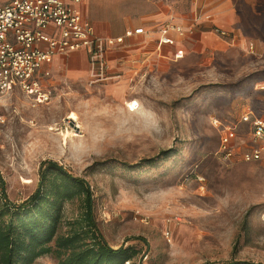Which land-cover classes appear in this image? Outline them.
Wrapping results in <instances>:
<instances>
[{"label": "rangeland", "instance_id": "1", "mask_svg": "<svg viewBox=\"0 0 264 264\" xmlns=\"http://www.w3.org/2000/svg\"><path fill=\"white\" fill-rule=\"evenodd\" d=\"M248 14L244 30L264 40V18ZM108 85H49L41 102L19 89L0 96L9 198H28L41 163L55 161L90 184L106 241L139 252L126 264H264V164L218 152L225 126L243 147L244 112L264 118V51H190L120 94ZM78 209L69 202L64 212ZM33 264L58 262L44 255Z\"/></svg>", "mask_w": 264, "mask_h": 264}, {"label": "crops", "instance_id": "2", "mask_svg": "<svg viewBox=\"0 0 264 264\" xmlns=\"http://www.w3.org/2000/svg\"><path fill=\"white\" fill-rule=\"evenodd\" d=\"M78 8L91 21L95 34L124 36L123 43L108 53L110 73L121 76L107 82L108 89L119 94L135 78L147 79L168 61H180L190 51L222 46L251 55L264 51V40L250 37L244 30V20L251 17L248 13L264 18V0H81ZM170 18L194 29L187 37L177 38L175 44H161L159 26ZM137 28L145 32L133 33ZM215 28L224 30L229 37L219 36ZM127 32L130 34L126 35ZM179 49H183L184 56L176 59ZM44 69L50 71L47 83L53 87L88 83V52L77 50L68 55H56Z\"/></svg>", "mask_w": 264, "mask_h": 264}, {"label": "built area", "instance_id": "3", "mask_svg": "<svg viewBox=\"0 0 264 264\" xmlns=\"http://www.w3.org/2000/svg\"><path fill=\"white\" fill-rule=\"evenodd\" d=\"M0 1V96L19 89L39 102L47 100L51 95L47 83L51 73L44 66L56 55H68L77 50L88 52L90 86L121 77L110 73L108 53L123 43L124 36L95 34L91 21L78 8L81 0ZM193 29L170 18L159 26V42L175 44L177 38L187 37ZM144 32L143 28L133 31L135 34ZM214 32L229 37L220 28H215ZM183 56V49L175 53L176 59ZM241 121L249 125L248 142L243 147L237 145L236 128L225 126L218 152L225 159L239 155L244 162L264 164V118L247 111Z\"/></svg>", "mask_w": 264, "mask_h": 264}, {"label": "trees", "instance_id": "4", "mask_svg": "<svg viewBox=\"0 0 264 264\" xmlns=\"http://www.w3.org/2000/svg\"><path fill=\"white\" fill-rule=\"evenodd\" d=\"M39 177L37 189L21 202L9 198L0 177V264H33L44 255L58 264H126L139 253L132 246L114 248L106 241L86 179L51 160L41 163ZM69 202L79 206L71 218L64 212Z\"/></svg>", "mask_w": 264, "mask_h": 264}, {"label": "bare ground", "instance_id": "5", "mask_svg": "<svg viewBox=\"0 0 264 264\" xmlns=\"http://www.w3.org/2000/svg\"><path fill=\"white\" fill-rule=\"evenodd\" d=\"M69 118L72 120H75V119H77V115L74 113V112H72L71 113V115L69 116ZM79 126V125H78ZM52 128V127H51ZM69 134V133H68Z\"/></svg>", "mask_w": 264, "mask_h": 264}]
</instances>
